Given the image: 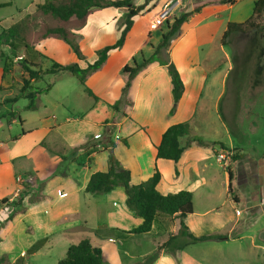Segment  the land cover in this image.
<instances>
[{
    "label": "rangeland",
    "instance_id": "obj_1",
    "mask_svg": "<svg viewBox=\"0 0 264 264\" xmlns=\"http://www.w3.org/2000/svg\"><path fill=\"white\" fill-rule=\"evenodd\" d=\"M46 1L0 0V35L3 32L7 33L11 28H20L21 35L34 48L30 54L39 63L43 73L51 69L54 62L61 65L79 63L72 48L58 36H47V31L52 28H64L70 34L78 35V29L84 26V23L77 19L63 22L44 14L38 6ZM245 2H252V0ZM239 7L241 8L242 5ZM178 12L179 9L168 21L172 23L177 15L180 17L185 14V12L181 14ZM176 13L177 15L173 17ZM141 14H144V10L138 8L137 21L141 20ZM109 15L110 12H106L100 17L105 19ZM219 20L212 18L199 29L200 34L208 27L211 30L210 35L201 42V51L198 55L209 73L203 106L209 105L214 113L220 89L216 87L213 92L208 93V86L213 78L217 77L220 80L221 76L227 75V90L221 109L223 110L226 106L231 107L230 102L235 100L234 105L240 112V115L235 117L236 122L229 120L232 118L231 114L226 115L232 140L238 141L243 134L246 138L253 140L263 139L264 15L260 20L258 31L246 35L235 34L230 38L229 45L224 48L220 43L223 36L222 29H224L221 26L223 21ZM126 24L129 26L128 22ZM164 24L157 30L150 27V30L156 31L153 32L154 43L161 37V33L167 32ZM97 34L98 29H94L88 37H85L86 39L77 37V44L80 45L83 55H86L84 60L87 67L94 64L96 58H100L98 52L97 57L91 56L95 49L102 48L105 42L114 38L113 33L111 36L104 32L102 35ZM1 49L4 55L12 58L14 67L5 77L3 69L7 60L6 57H0V200L9 198L11 202L16 203L22 198L24 201L22 207L13 204L10 205V209L0 208V264H60L67 256L70 245L77 244L86 238L91 239L94 244L100 243V237L113 233L103 228L110 206L99 205L102 202L101 199L96 201L91 199L92 206L87 204L88 197L85 201L82 199L81 215L77 218H69L68 221L67 218L66 220L61 218V213L70 209L67 206L70 204L69 199H60L58 189L62 187V184L57 179L61 176L59 174L75 172L79 168L81 155L91 147L99 144L107 149L110 147L111 132L106 124L102 125V122H98L108 113L101 109L100 113L96 111L87 115L95 106V99L88 95L85 87L71 74L41 75L39 80H29V75L24 73L18 65L21 59L26 58L25 52L23 50L16 52L6 46ZM102 59L105 61L104 57ZM214 64H218L219 67L215 69ZM27 80L30 81L29 85L26 84ZM114 81H117V78H114ZM91 85L87 80V87L91 89ZM49 86L51 90L47 91ZM238 92L239 96H237ZM31 95L33 103L29 99ZM124 101L127 102V99ZM31 104H34L35 109L31 107ZM253 119H256L255 122L260 125L257 132H252L250 127ZM23 131L27 133L32 131V133L20 141H13ZM96 132H100L101 137L91 138L87 148L76 146L87 135ZM206 133L209 138L205 137V139L212 140L213 132L206 131ZM230 136L224 129L218 135V140L221 144L229 143ZM107 154L109 158L110 151ZM230 155L231 158L234 157V153L230 152ZM190 187L195 190L196 209V216L191 221L195 230V233H192L195 236L221 234L224 239L220 242L240 237L241 233L236 231V228L242 219L236 221V215H239L238 211H245V208L238 206L239 210L235 215L229 189L228 169L224 170L219 165L215 166L211 185ZM232 189L235 191V187ZM15 207L18 209L15 210ZM206 212H209L208 215H205ZM11 215L14 218L9 221L8 217ZM122 215L125 217L122 225L131 227L134 223L132 217L123 213ZM244 217H246L245 212ZM85 218L88 219V225H83L79 229L75 228L76 230L66 234H56L43 249L34 255H26L37 241L51 233L50 222L58 227L66 226L74 221L81 223ZM233 221L235 222L232 226ZM248 227H244L246 233L254 231L255 226L249 227V230ZM97 230H100V235L96 233ZM143 235H134L132 238L121 236L115 245L106 242V262L110 264L108 259H112L114 256L112 253L116 251L123 252L124 249L133 246H138L141 251L146 249L152 241H141ZM256 242L261 243L258 245H261L263 250H257L258 248L254 250ZM185 254L180 259L182 264H264V236L255 238L253 243L250 237L242 244L199 243L189 247Z\"/></svg>",
    "mask_w": 264,
    "mask_h": 264
},
{
    "label": "crops",
    "instance_id": "obj_2",
    "mask_svg": "<svg viewBox=\"0 0 264 264\" xmlns=\"http://www.w3.org/2000/svg\"><path fill=\"white\" fill-rule=\"evenodd\" d=\"M166 1L133 0V6L131 7L133 10L137 12L138 8L144 10V14H141L142 16L139 15L141 16L140 21H137L138 15L135 17L129 16L127 9H94L91 11L83 28L78 29L77 37L83 39H86L85 37H88L94 29H98L99 35H102L104 32L111 36V33H113L114 38L107 42L104 41L105 43H102V48L95 49V52L91 54V56L96 55L97 57V52L100 50L116 45L122 38L127 26L126 22L130 24L123 46L110 51L104 57L105 61H102V58L95 59V63L101 64V70L99 69L93 73L89 77L88 83L90 85L92 83L91 90L99 100H95V106L87 115L96 111L100 113L102 112L101 109L108 113L107 116H104L98 122H102V125L106 124L111 131L110 139L116 145L112 149L113 154L122 168L131 171L133 184L137 185L148 180L153 175L155 169L158 168L162 174L158 190L162 194L167 195L180 191H190L194 194L195 200V190L190 186L198 188L208 186V184L211 185L215 166L219 165L224 170L228 169V177L229 170H231L232 179L230 180L229 178V188L230 184L232 188L235 187L233 197L231 196L235 215L236 211L239 210L238 206H243L245 211H240V214L236 215V221L242 219V222L236 228V231L241 233L240 237L231 240L227 239L223 242L242 244L244 240L250 237L253 243L255 238L259 239L264 236V138L253 140L252 138H246L243 134L242 137L240 135L238 141L232 140L230 136L231 130L226 123L228 121L226 115L231 114L232 118H229V120L236 122L235 117L240 115V112L236 105H234L235 100L230 102L232 104V106L230 105L231 107L225 105L226 107L223 110L221 109L227 90V75L221 76L220 80L217 77L213 78V81L208 86V93L213 92V89L216 87L220 89L214 113L209 105L204 104L203 106V96L207 89L209 73L198 55L201 51V42L211 33L210 27H208L200 34L199 29L201 26L212 18L220 19L219 21H223L221 26L224 28L222 29L224 35L229 23H244L251 17L256 0H252V2L240 0L233 6L224 5L222 3L224 0L182 1V5L178 8V14L185 12V14L188 13L190 16L182 27L181 37L171 47L170 59L181 74L185 85V92L173 115L170 113L174 106L171 77L168 70L158 62L152 61L133 79L126 98L127 102L122 97V91L128 81V77L122 74L124 67L131 64L133 58H139L141 53L147 59H151L155 49L162 41L161 33L158 41L156 43L153 42V32L156 31L150 30V22L163 9ZM239 5H242V7L240 8ZM106 12H110L109 17L102 19L100 16ZM175 15L177 13L173 17ZM145 52H148V54H145ZM78 62L81 69L87 68L85 64L86 60L78 59ZM213 67L217 69L219 65L214 64ZM114 78H117V81H114ZM237 96H239V92ZM120 100L119 111H116L112 106ZM187 121H192L194 134L202 137L208 143H221L218 140V135H220L221 130L225 129L230 136V141L223 144L227 150H220L218 153L221 154V151L231 152L234 153V156L237 154L240 159L238 161L230 159L228 164L225 165L218 161V156L212 147H202L199 145H193L191 148H188L178 163L158 159L157 147L161 144L164 133L171 126ZM255 121L256 119H253L250 123L252 132H257L258 127H260ZM206 131L213 132L212 140L205 139V137L209 138L206 135ZM31 133L32 131H29L26 135L21 136L18 141ZM99 136L101 137L100 132L89 134L81 142L77 143L76 146L78 148L85 146L91 142V138ZM122 140H126L128 144L125 145ZM217 149H220V146H217ZM110 150L111 147L107 149L100 144L91 147L86 153L81 155L78 164L79 168L75 172H65L59 174L61 176L57 177L58 181L62 184V187L58 189L60 192L59 197L62 200L69 199L70 204L67 205L70 209L63 211L60 216L61 218H67L68 221L69 218H77L81 215V203L87 197L89 199L87 204L91 206L92 200L96 201L97 199H101L102 201L99 205L110 206V211L106 215V224L103 225V228L113 231V233L100 237V243L95 244L102 248L105 261H107L105 253L106 242L115 245L121 236L132 238L134 235L127 234L126 232L139 227L143 222L140 217L135 216L128 209L126 205L127 196L123 187H115L110 193L99 196H92L86 193V187L91 176L94 173L106 172L108 170L107 153ZM176 170L179 172L178 176L176 175ZM100 196L103 198H97ZM244 212L246 213V217L243 218ZM122 213L132 217L134 223L131 227H124L122 225L125 218ZM208 213L206 212L205 215H208ZM195 216L196 209L194 203V213L185 219V223L191 233H195L191 224ZM82 221L81 223L74 221L66 226L58 227L50 222L49 226L52 227V230L49 235L47 234L44 237L48 238L46 245L50 243L51 237L56 234H66L82 228L83 225H88V219L85 218ZM234 222L231 223L232 226ZM260 223L261 226H259ZM179 226L180 222L178 219H173V217L165 214L158 215L151 232L141 237V241H152V244L148 243L149 245L143 251L138 246L124 249L125 251L123 252L116 251L112 253L114 255L112 256L113 258L108 259L110 260V264H136L137 262H144L149 256L157 252L158 247L170 235L178 232ZM247 226H255L253 228L254 231L246 233L244 227L246 228ZM249 227L248 230L250 229ZM87 230L90 229L87 228ZM223 242L219 241L216 244ZM258 244L261 243H254V250L256 248H258L257 250H263V247ZM188 249L189 247L177 252L176 255L163 251L154 264H182L180 259Z\"/></svg>",
    "mask_w": 264,
    "mask_h": 264
},
{
    "label": "trees",
    "instance_id": "obj_3",
    "mask_svg": "<svg viewBox=\"0 0 264 264\" xmlns=\"http://www.w3.org/2000/svg\"><path fill=\"white\" fill-rule=\"evenodd\" d=\"M240 0H224V5H235ZM133 0H47L44 4H40L38 9L46 15H51L56 19L63 22H68L71 19H77L80 22L86 23L90 13L94 9H106L117 8L127 9L129 16H137L138 12L131 8L133 6ZM264 15V0H256L252 16L244 23H229L227 29L222 37V46H228L230 38L235 34L246 35L253 31L260 29V20ZM190 14L186 13L180 17L174 18L171 23L166 21L164 24L167 32L162 33V41L155 49L154 55L151 59H147L144 54H140L139 58H133L132 63L126 65L122 70V74L128 77V81L122 91L123 99H126L131 87L133 79L144 70L152 61L158 62L161 66L165 67L172 81V93L174 98V106L171 110V115L176 112L177 106L183 97L185 92V85L182 80L181 74L178 71L175 64L170 59V51L173 43L179 39L182 35V27L188 21ZM127 25L123 32L121 40L113 46L106 47L98 52L100 58L105 57L110 51L123 46L127 31L129 30ZM47 36H58L65 43H67L79 60H84L82 50L77 44V35L70 34L64 28H52L47 31ZM6 46L12 48L13 51L23 50L26 58H23L19 62V67L29 75V80H39L41 75H60L71 74L76 77L79 82L85 87L89 96L93 97L96 101L99 98L93 93V91L87 87L88 78L95 73L101 66V64L89 65L86 69H81L77 63L70 65H61L57 62L53 63L51 69L46 70L44 73L41 70L39 63L33 59L30 52L34 51V48L27 42V40L21 35V30L18 27L11 28L7 33L3 32L0 35V57H6L3 72L6 77L13 69V60L11 57L4 55L2 47ZM29 85L30 81H26ZM49 86L47 91H50ZM33 103V96L29 97ZM121 100L114 104L112 107L114 110L119 111ZM31 107L35 109L34 104ZM22 123L24 121H21ZM111 132V131H110ZM27 132L15 137L13 141H18L21 136L26 135ZM122 142L127 145L126 140ZM110 143V154L108 158V170L106 172H97L91 176V179L86 187V193L92 196H99L110 193L115 187H123L127 196L126 205L128 209L133 212L137 217H140L142 224L128 232L130 235H143L151 232L155 219L160 214H165L178 219L180 222L179 230L176 234L170 235L159 247L156 253L149 256L144 262L136 264H154L160 257L161 252L176 255L177 252L183 251L186 248L206 242H219L224 239L221 234H210L203 236H195L185 223V219L194 213V194L190 191H180L175 194L164 195L158 190V185L161 182L162 174L155 169L153 175L146 181L140 184L132 183V173L128 169L121 167L119 161L115 158L113 150L115 143ZM193 145H199L202 147H212L215 154L218 156L220 150H227L221 143H208L202 137L194 134L192 121L176 124L168 128L164 133L161 144L157 147V158L162 160L173 161L178 163L182 158L184 152L191 148ZM86 148L88 144L85 145ZM220 146V149H217ZM233 161H238L240 157L238 155L231 158ZM176 175H179L176 170ZM229 178L232 179L231 170H229ZM230 193L233 196V189L230 184ZM234 200H236L234 198ZM24 199H20L19 202H11L9 198L0 200V208L10 209V205H18L22 207ZM18 207H15L17 210ZM14 216H9L8 220L12 221ZM96 233L100 235V230ZM48 238H42L37 241L26 253V255H34L41 250L47 243ZM60 264H109L105 261L103 250L100 246L93 244L89 238L81 240L77 244H73L69 247L67 256L60 262Z\"/></svg>",
    "mask_w": 264,
    "mask_h": 264
},
{
    "label": "built area",
    "instance_id": "obj_4",
    "mask_svg": "<svg viewBox=\"0 0 264 264\" xmlns=\"http://www.w3.org/2000/svg\"><path fill=\"white\" fill-rule=\"evenodd\" d=\"M183 0H167L163 9L157 14L151 23L150 27L153 30H157L161 25L166 23L171 17V15L182 5ZM218 161L227 165L228 161L231 159L229 152H223L218 155ZM240 214V211H238Z\"/></svg>",
    "mask_w": 264,
    "mask_h": 264
}]
</instances>
